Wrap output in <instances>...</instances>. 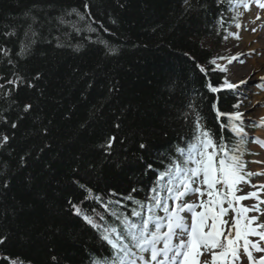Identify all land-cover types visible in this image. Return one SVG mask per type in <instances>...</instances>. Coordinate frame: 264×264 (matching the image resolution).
Instances as JSON below:
<instances>
[{"label": "trees", "instance_id": "1", "mask_svg": "<svg viewBox=\"0 0 264 264\" xmlns=\"http://www.w3.org/2000/svg\"><path fill=\"white\" fill-rule=\"evenodd\" d=\"M238 3L0 0V264H120L104 236L157 215L178 148L207 130L246 156L210 63Z\"/></svg>", "mask_w": 264, "mask_h": 264}, {"label": "snow or ice", "instance_id": "2", "mask_svg": "<svg viewBox=\"0 0 264 264\" xmlns=\"http://www.w3.org/2000/svg\"><path fill=\"white\" fill-rule=\"evenodd\" d=\"M238 2L243 8H249L247 0ZM255 3L260 9H264L262 0H255ZM233 35L239 38L238 34ZM210 63L216 62L213 60ZM216 67L226 71L220 65ZM200 70L203 72L204 68L201 67ZM224 83L229 89L237 86L227 79ZM211 90L217 91L214 87ZM218 115L224 114L218 112ZM242 116L239 111L234 114L236 120H241ZM197 128H200L199 123ZM233 131L237 135H244L243 127H234ZM4 139L7 140V137ZM256 142L264 147V142ZM140 147L144 148L145 145L141 144ZM177 151L184 159L161 174V178L173 177L167 189L171 194L168 199L174 202L173 206L153 197L155 206L161 208L166 215H150L140 225L129 222L125 217L123 224L130 236L129 244L120 243L126 238L123 235H117L115 240L109 235L104 236L113 249L123 253L119 256L120 264H124L129 256L135 255L131 252L132 247L141 254L138 259L144 264H264V198L261 197L264 183H251L252 177L264 176V171H248L247 163L241 158L243 153L229 154L226 146L217 144L207 130H201L200 135L195 137V142L189 144L186 150L178 148ZM234 151L238 152L240 148L237 147ZM254 163L264 164V160ZM249 186L255 190L245 192L244 189ZM190 195H196L198 201L187 202L185 197ZM248 200L256 202L242 204ZM198 208L200 211H197ZM149 212H152V208H149ZM189 213L190 216L187 215ZM230 213L233 215L230 216ZM132 215L141 214L134 211ZM83 218L87 223L93 224L88 216ZM153 221L155 227L150 231L149 226ZM162 228H166V231H162ZM111 231L115 233L117 230L113 228ZM0 243L3 241L0 240ZM145 252H149L150 256L146 258L143 255ZM254 253L262 255L256 256ZM129 264H137V259H131Z\"/></svg>", "mask_w": 264, "mask_h": 264}, {"label": "rangeland", "instance_id": "3", "mask_svg": "<svg viewBox=\"0 0 264 264\" xmlns=\"http://www.w3.org/2000/svg\"><path fill=\"white\" fill-rule=\"evenodd\" d=\"M247 2L249 3L248 9L243 8L242 4H240V8L231 15L233 21L230 29L231 36L226 39L223 45L225 50L221 56L223 59H220L216 65L226 69V71H221L219 68L220 73L224 75V81L227 79L237 85L234 89L238 92V111L243 114L244 134L249 140H253V143L248 146V149L254 153L253 156L247 159L248 171L262 172L264 171V164L254 163V161L264 160V147H261L256 142L257 140L264 142V74L259 75V73L264 71V68L260 63L258 64L260 59L264 57V9H260L255 0H247ZM258 15H262V17L256 19ZM62 24L68 25L72 23L68 21ZM237 24L241 26L236 27ZM255 26L257 30L253 31ZM252 31L256 38L247 39L252 34ZM233 34H238L239 38ZM234 57L236 59H233ZM229 60H232V62L229 63ZM251 183L257 185L264 183V176H254ZM253 190L255 189L250 186L244 189L245 192ZM261 197L264 198V191L261 192ZM188 198L187 202L189 203L198 201L196 195ZM206 198L204 197V199ZM255 202L254 200H248L243 201L242 204L250 205ZM173 203L171 200L168 204L173 206ZM197 211H200V209L198 208ZM187 215L190 216V213ZM249 215H252V213H249ZM163 231H166V228ZM143 255L147 258L150 253ZM13 262L15 264H31L11 259L12 264ZM137 262L144 264L138 258Z\"/></svg>", "mask_w": 264, "mask_h": 264}, {"label": "bare ground", "instance_id": "4", "mask_svg": "<svg viewBox=\"0 0 264 264\" xmlns=\"http://www.w3.org/2000/svg\"><path fill=\"white\" fill-rule=\"evenodd\" d=\"M76 11V10H75ZM259 16V18L260 17H262V15H258ZM257 19V18H256ZM256 19H255V22H256ZM254 29L255 30H257V27L255 26L254 27ZM254 31V30H253ZM253 31H252V34L251 35H249L248 37H247V39H255L256 38V36L254 35V33H253ZM251 41H253V40H251ZM222 50L225 52V50H224V48H223V46H222ZM263 62H264V57H262L261 59H260V61L258 62V64L260 63L262 66H263V68H264V64H263ZM256 65H257V63H256ZM258 66H260V65H258ZM257 66V67H258ZM262 74H264V71H262L261 73H259V75H262ZM253 239H255V238H253ZM254 255H262V254H257V253H254Z\"/></svg>", "mask_w": 264, "mask_h": 264}]
</instances>
